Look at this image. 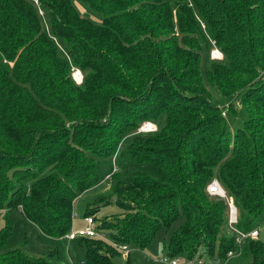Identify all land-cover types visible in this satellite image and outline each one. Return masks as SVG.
Returning <instances> with one entry per match:
<instances>
[{
  "label": "trees",
  "instance_id": "1",
  "mask_svg": "<svg viewBox=\"0 0 264 264\" xmlns=\"http://www.w3.org/2000/svg\"><path fill=\"white\" fill-rule=\"evenodd\" d=\"M227 109L241 120L234 132ZM146 121L156 129L139 131ZM101 159L105 175L116 166L114 182L83 218L109 240L144 249L182 219L166 255L219 264L238 251L226 203L206 187L217 178L234 197L238 228L264 221V0H0V264H59L54 249L39 258L5 249L12 210L73 242L83 264H115L121 252L105 239L64 238ZM132 162L160 176L121 180ZM107 204L121 214L101 223ZM239 250L227 264H264L259 237Z\"/></svg>",
  "mask_w": 264,
  "mask_h": 264
},
{
  "label": "rangeland",
  "instance_id": "2",
  "mask_svg": "<svg viewBox=\"0 0 264 264\" xmlns=\"http://www.w3.org/2000/svg\"><path fill=\"white\" fill-rule=\"evenodd\" d=\"M217 50V52H216ZM210 57L215 59H221L223 54L221 50L213 44L210 47ZM209 59V54H205L203 56V63L206 64ZM76 74H79L80 78L77 77ZM72 76L76 82H80L83 76L82 71L73 67L72 68ZM233 100V98H220L217 99V103L220 107H227L228 104ZM224 115L227 121V125L229 127L230 132H234L238 127L241 126V120L232 112L225 110ZM147 123L143 122L140 127ZM150 123V122H149ZM153 124V123H151ZM155 125V124H154ZM153 125L143 127L145 131H153L150 129ZM157 126L155 125V128ZM118 163H121L122 166H125L127 163V159L121 155L117 157ZM100 165L98 168V175L100 177V182L86 190L82 194H80L77 198H75L73 203V220L74 225L77 224H84L81 221L83 219V214L86 209L95 204L100 200L102 197L108 196L110 193V188L113 185L114 181H104L105 177V168L104 165L105 160H100ZM135 171H140L151 176L158 178L160 176L158 168L150 163H137L132 162L128 165V167H123L120 171V179L123 181L128 180V177L131 173ZM113 198V196H112ZM10 220L13 224V235L10 238L7 246L5 247L6 250H14L22 248L27 254L39 258L47 255V251L50 249H54L57 253L55 258V262L59 264H80L82 254L80 250L76 247V245L72 243L65 242L59 239H52L45 235H42L41 232L37 229V227L30 222H28L22 214L18 210H12L8 212ZM121 210L114 204H107L105 206H100V209L95 214L98 221L108 218L111 221L116 219L115 216L120 215ZM102 223V221H100ZM182 219H179L175 222L169 229H162L160 230L154 239V241L144 249L136 248L133 244L128 246L129 248V259L127 260L123 255L117 254L113 256V261L115 264H160L158 260L163 258L165 254L164 244H167L170 239V234L174 228H176ZM259 239L264 244V221L259 220ZM5 226V219L4 214L0 213V229ZM103 232L104 230H100ZM109 231V230H108ZM106 231V232H108ZM208 260V259H206Z\"/></svg>",
  "mask_w": 264,
  "mask_h": 264
},
{
  "label": "built area",
  "instance_id": "3",
  "mask_svg": "<svg viewBox=\"0 0 264 264\" xmlns=\"http://www.w3.org/2000/svg\"><path fill=\"white\" fill-rule=\"evenodd\" d=\"M39 12L42 13V9L39 8ZM150 125H153V127H150L151 130L156 129L154 124L147 122L141 127L140 131H145L143 127L145 126L149 127ZM116 170L117 168L114 165L112 170L105 175L103 180L110 181L112 173L115 172ZM206 191L209 194V196H215L225 201L227 206V223L234 235L235 244L239 249H240V245L246 239H257L259 237V226L247 231L237 227L239 211L235 203V199L232 195L227 193V191L224 189V187L221 185V183L218 181L217 178H213L211 180V182L206 187ZM83 220H84L83 226L74 227L72 225L69 232L64 236V238H66L67 241H70L78 236L103 238L106 241H108L114 248L119 250L123 255V257L125 258L129 257L128 245L118 244L114 241L109 240L104 232H101L100 230L97 229L98 222H95L93 216H86L83 218ZM239 249H237L238 251H234V250L228 251L225 261L219 264H227L231 258L240 255L241 252ZM158 262L160 264H211L210 262L205 261L201 257L185 258L183 256L170 257L168 255H165L163 258L158 260ZM80 264H83V261H80Z\"/></svg>",
  "mask_w": 264,
  "mask_h": 264
},
{
  "label": "crops",
  "instance_id": "4",
  "mask_svg": "<svg viewBox=\"0 0 264 264\" xmlns=\"http://www.w3.org/2000/svg\"><path fill=\"white\" fill-rule=\"evenodd\" d=\"M81 221L83 222V219H81ZM73 222H74V220H73ZM83 225H84V224H83ZM83 225H82V224H80V223H79V224H77V225H74V223H73V226H74V227H79V226H83Z\"/></svg>",
  "mask_w": 264,
  "mask_h": 264
},
{
  "label": "bare ground",
  "instance_id": "5",
  "mask_svg": "<svg viewBox=\"0 0 264 264\" xmlns=\"http://www.w3.org/2000/svg\"><path fill=\"white\" fill-rule=\"evenodd\" d=\"M76 75H77V77H79V78H80L79 74H76Z\"/></svg>",
  "mask_w": 264,
  "mask_h": 264
}]
</instances>
